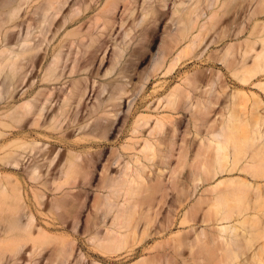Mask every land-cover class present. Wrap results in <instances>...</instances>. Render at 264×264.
<instances>
[{"label":"bare ground","instance_id":"6f19581e","mask_svg":"<svg viewBox=\"0 0 264 264\" xmlns=\"http://www.w3.org/2000/svg\"><path fill=\"white\" fill-rule=\"evenodd\" d=\"M92 1L0 0V87L7 82L16 86V89L24 84H32L38 67L43 70V81L51 82L59 79L63 70L61 62L65 60V57L66 60L71 59L70 55L78 54L82 46L88 48L95 41L88 33L80 34L79 27L69 30L70 26L88 15L86 11L92 8ZM148 1L150 0H145L144 3ZM204 1L172 0L170 22L174 26L167 31L162 47L153 54L152 70L154 72L174 71L186 57L193 53L199 58L200 52L196 50L203 42L206 31L208 33L219 18L220 1ZM121 2L126 5L127 0H104L103 3L102 0H95L94 4L99 3L101 7L92 18L94 23L103 25L109 23ZM252 2L255 7L251 14H264V0H252ZM167 3L168 0H153L143 8L140 22L156 14L157 9L167 6ZM254 30L251 32L253 37L241 44L240 49H237L238 52L234 49L233 42H230L212 58L213 66H217L218 63L223 64L218 70L214 67L210 68L212 75L205 76L202 71L198 72L199 70L186 75L181 82L158 99V104L154 107L155 114L151 113L147 116L139 114L135 117L126 134L127 138L116 150L113 158H108L104 163L100 180L96 185L99 195L96 210L93 217L88 218L89 221L84 228H104L98 229L92 237L98 244L117 252L142 237L150 227L152 217H157L162 208L160 205L164 201L165 194L161 196L159 194L169 188L173 190L171 193L175 191L177 207L174 215L165 221V226L168 227L176 222L177 219L173 217L175 215L178 217L181 211L180 225L188 224L196 216L207 217L208 220L214 217L220 224L217 227V235L212 237L210 243H214L215 246L220 243L216 246V250L227 251L229 255L227 258L230 257L231 262L234 263L235 258L236 261L239 260L231 250V245L237 243L238 237L241 236V233H238L237 224L247 228L245 222L253 223L252 217L254 219L264 214V128L262 127L264 118L262 122V116L259 115L261 99L256 97L252 109L247 111L245 102L249 97L245 91L235 89L229 96L222 89L220 92L226 93L229 99L226 104L221 105L220 116L207 124V134L200 137L199 147L195 152L190 153L185 145L179 148L178 165L171 167L169 185H164L161 180L162 170L156 167V164L159 159L164 162L162 159L166 158L167 150H172V147L167 145L166 138L171 132L176 131L178 118L175 114L180 109L189 108L196 124L205 119L213 103L209 95L224 77L220 68L229 70L232 76L243 83H250L251 78L264 75V21L256 28L254 27ZM84 38H88L87 42L83 41ZM73 45L77 47V50H72ZM47 47H51V59L45 66ZM64 48H66L65 51ZM119 50L123 49L120 47ZM119 55L117 54V58ZM60 68L62 70H59ZM202 84L206 87H203L201 93L194 97L193 94L204 86ZM72 85L73 87L48 121L49 127L56 129L62 122V116L73 96L80 101L84 95L85 89L77 81H73ZM254 85L264 90V81ZM122 92H126L125 89L116 86L111 99H120L121 95L116 96V94H122ZM238 96L245 98V102L236 101ZM47 102L52 103L50 94L40 91L32 99L12 105L7 103L8 108L0 111V262L2 264H7L14 259L25 260L27 252L31 258L44 242L54 241L55 236L44 228H66L65 225L78 228L80 217L77 219L78 217L72 215L70 211L86 197L89 187L94 186L92 178L96 171V162L99 160L96 154L100 152L94 154V152L76 150L80 146H87L86 144H67L66 149L62 151L51 146L42 154L49 159L44 165L36 161L24 162L33 151L37 154L44 148L45 143L38 147V140L25 139V130L29 123L39 124ZM238 106L241 108L238 109ZM46 108L48 109L47 106ZM107 114L109 110L106 106L101 107L97 120L102 122L105 119L103 115ZM254 116L258 118L253 119ZM103 129L101 137L105 138L109 128L105 126ZM84 135L92 134L85 131ZM6 136L14 138L6 139ZM93 144L101 146L104 142L98 140ZM249 150L252 152L250 157L253 160L259 157L260 163H253L250 161L251 158L248 160L246 154ZM185 169L186 172L183 173ZM20 170L26 172L28 179L34 182V185L39 184L43 186L42 189L51 190L55 194L56 208L62 207L60 200L69 197L70 200L66 204L69 208L66 209L67 216L64 215L65 218L62 221H47V225L41 226L36 222L37 218L29 208L24 194V177L20 175ZM241 172L246 177L235 176ZM195 193L199 196L196 195L197 199L191 203ZM44 194H34L37 204L43 205ZM189 200L190 203H186ZM234 213L238 214L236 217L241 218L231 223L230 218L234 217ZM189 232L188 230L184 237L186 241L181 239L179 243L182 246L183 243L188 244L192 254L196 252V248L205 249L207 252L205 257L211 262L214 251L206 241L207 232L197 230L196 235ZM242 234L244 235V230ZM251 236L244 238L248 244L252 243L248 242L253 239ZM261 237L263 242L252 248L250 254V259L254 260L255 264L256 260L264 256V229ZM60 241L57 258L59 257L61 264H64L72 256L74 247L64 238ZM241 241L243 242L239 240ZM29 242L31 244L28 245ZM26 246H29L27 250ZM245 247L247 249L246 245ZM18 254L20 256L16 257ZM233 258L234 261H232ZM44 260H49V257L42 253L34 264L36 262L42 264ZM137 262L136 264H158L152 257H142ZM176 262L178 260H175ZM92 264L105 263L95 260ZM166 264L170 262L167 260Z\"/></svg>","mask_w":264,"mask_h":264},{"label":"rangeland","instance_id":"374dc122","mask_svg":"<svg viewBox=\"0 0 264 264\" xmlns=\"http://www.w3.org/2000/svg\"><path fill=\"white\" fill-rule=\"evenodd\" d=\"M94 1L95 0L92 1V8L86 11L88 15L82 18V20L78 23L70 26L69 30L79 27L80 34L88 33L95 39V41L88 48L82 46L78 54L74 53V55H70L71 59L66 60L65 57V60L61 62L63 70L61 68L59 69L62 70V75L59 79L51 82L43 81V70L38 67L37 70L35 69L36 78L32 84H24L16 89V86L7 82L5 84L6 86L3 85L0 87V111L8 108L6 107L7 103H10V105L21 103L27 99H32L40 91L50 94V98L52 100V103H46L45 110L43 111V116L39 120V124L32 125L29 123L26 127L25 139L38 140V147L43 143L45 144L44 148L39 150L37 154L33 151L32 154L28 155L24 162L27 161V163H29L30 161H36L41 165L47 164L49 159L42 154L51 146L53 148L57 147L56 150L60 149V151H62L66 149L67 144H86L87 146H80L76 150L94 152V154H96V152H100V154H96L97 158L99 157V160L96 162V171L94 172L92 178V184L94 186L89 187L86 197L82 199L78 206L70 211L72 212V215L78 217L77 219L80 217L78 228H71V226L67 225H65L66 228H44L51 235L55 236L54 241L44 242L43 246H41L37 252L33 253L31 258L30 255H27V252L25 260L14 259L7 264H34L42 253L49 257V260H44L45 262L43 261L44 263L42 264H61V260L58 259L59 257L57 258V254L58 248L61 245L60 240L62 238H64L66 242L72 243L74 247L73 254L71 256L72 258L69 257L64 264H92L95 260L105 264H136L142 257H152L155 262H158V264H166L167 260L170 264H218V262H220L219 264H235L239 261L240 262L238 264H242V261L243 264H248V262L249 264H255V261L250 259V254L259 243L263 242L260 238H262L261 234L264 229V214L256 216L254 219L252 217L251 220L253 223L247 224V222H245L247 224V226L245 224V227L247 228H242L243 226L240 227L242 224H237L239 227L238 233H241L242 236V231L244 230V235L242 238L241 236L238 237V242L231 245L233 255H236L239 259L236 261L235 258L234 261L233 258V263L230 261V257L227 258L229 256L227 255V251L219 252L220 250H216V246L220 245V243L216 246L214 243H210L212 237L217 235V227L220 224L214 217V220H208L207 217L196 216L188 224L180 225L179 221L182 218L181 211L178 217L176 215L173 217L177 219L176 222H173L168 227L165 226V221L168 217L174 215L177 207V196L175 195V191L174 193H171L173 190L169 188L168 190H165V192L163 191L159 194V196L165 194L163 197L164 201L160 205L162 208L160 209V213L157 217H152L153 220L150 227L147 228L144 235L139 237L136 241L131 242L128 247L120 251L113 252L92 239L98 229L102 230L104 228L84 227L88 223L89 219L93 217V213L96 210L95 206L99 197L96 185L100 180V173L103 169V165L108 158H113L116 150L127 138L126 134L135 117L139 114L146 116L151 113L155 114L156 110L154 107L158 104V99L167 94L168 91L177 83L181 82L186 75L195 73L197 70H199L198 72L202 71L205 76L212 75L209 70L210 68L214 67L215 70H218L219 67L223 66L221 63H218L217 66H213L212 58L216 56L218 52L223 50L225 45L230 42H233L234 49L236 51L237 49H240L239 47L241 44H244L247 39L253 37L251 32L254 30V27L256 28V26L260 25L264 21V14H251L255 7L252 0H219V18L217 19L215 26L209 29L208 33L206 31L207 35L205 33L203 42H201L200 46L196 50L200 52L199 58L198 56H194L193 53L192 55L186 57L174 71L164 73L162 70H158L156 72L152 70V59L153 54L162 47L167 31L170 27L174 26L170 22V16L173 8L172 0H168L167 6L158 8L156 14L146 18L143 22H140L142 10L145 6L152 3L153 0L145 3V0H127L126 5L121 2L115 9L112 19L106 25H103L102 23H94L92 18L101 7L99 3L94 4ZM103 2L104 0H102V3ZM201 2L205 1L201 0ZM126 32H128V34H126ZM87 39L88 38H84L83 41L87 42ZM120 47L123 49L122 51L119 50ZM46 49L48 55L45 60V66H47L49 60L51 59V47H47ZM74 49L77 50L75 45L72 46V50ZM63 50L65 51L66 48ZM117 54H120L118 58ZM248 60L249 62L251 61L250 58ZM74 64L75 67L73 68ZM220 69L223 71L224 77L222 76L223 78H221L219 84L215 85L212 93L209 95V99L213 101V103L211 104L205 119L203 121H198L196 124L194 115L189 108H182L175 114L176 118H178L176 131L171 132V134L166 138L167 145L172 147V150H167L166 158L162 159L164 162L159 159L156 164V167L162 170L161 180L164 185H169L168 179L171 175V167H176L178 165L179 148L182 145H185V147H188L190 153L197 150L199 147L200 137L207 134V124H210V122L212 123L216 117L220 116L219 111L221 110V105L227 103V99H229V97L228 95L226 96V93L230 96V93L235 89L245 91L249 97L247 102H245V98L242 96H238L236 101L241 100V102H245V104H247V111L252 109L251 107H253L255 98H260L261 103L259 105V115L262 116L263 122L264 90L254 84L259 81H264V75L251 78L250 83H243L232 76L229 70L225 68ZM73 81H77L82 88L85 89L84 95L80 101L79 98L73 96L66 107V112L62 116V122L56 129L49 127L48 121L51 119L54 111L58 109V106L60 105L59 103H62V99L73 87ZM116 86L123 87L126 92L116 94V96L121 95L120 99H111L112 95H114V92L116 91ZM203 87L205 88L206 85L202 86L197 93L195 92L193 94L194 97L201 93L202 89H204ZM222 89L225 90L226 93L222 94V92H220ZM104 106H106L109 110V114L103 115L105 119L101 122L97 120V115L99 113V109ZM237 108L240 109L241 107L238 106ZM256 118L258 117H253V119ZM82 125L85 127L82 128ZM105 126L109 129L106 132V137L102 138L101 132L104 130L103 128ZM262 127L264 128V124H262ZM85 131L90 132L92 135L85 136ZM8 137L14 138L13 136H6L5 138L7 139ZM98 140L104 142V145L98 146L93 144L94 141ZM247 153L246 157H248V160L251 158L250 161L253 163H260L259 157L254 160L250 157L252 153L251 150ZM56 161L57 159L55 162ZM55 162L52 166H54ZM20 172V175L24 177V194L29 203V208L32 209V212H34L37 218L36 222L41 226L47 225V221H62L67 216L66 209L68 207L66 204L70 200L69 197L60 200L62 207L56 208L54 206V203H56V198L54 197L55 194L51 190L42 189L41 187L43 186L39 184L34 185V182H31V180L28 179L26 172L22 170H20ZM185 172L186 169L183 173ZM237 175L246 177L245 174H242V172L241 174H235V176ZM166 192L169 193L166 194ZM35 193H45L42 198V201L44 202L43 205L36 203V199L34 197ZM196 195L199 196L198 193H195L191 203L197 199L195 198ZM186 203H190V200ZM237 215L234 213V217H231L232 219L230 218V220H232L231 223H235L237 219L241 218L240 216L236 217ZM188 230L190 231L189 234L192 235H196L197 230H205L207 232L206 241L209 242V247L212 248V251H214L213 260L211 262L205 257L207 254L205 249L196 248V252L192 254L190 253L188 244L183 243L182 246V244L179 243V241L181 242V239L182 241H186L184 237L186 236V232L188 233ZM247 232H252V236H250L251 238L253 237V239L248 241L252 242L251 244H248L247 241L245 242L244 238L250 237ZM181 233L183 236H180L182 235ZM239 240H243V242H241H245L246 244H242ZM173 241H175V243ZM29 244H31V242H29L28 245ZM245 245L247 246V249ZM249 245L254 246L249 247ZM28 247L29 246H26L25 249L27 250ZM243 247H245V249H243ZM244 250L246 251V254H244ZM242 251H244V253ZM238 252H240L243 256H241ZM18 256H20V254L16 255V257ZM203 257H205L204 260H202ZM262 257V259L256 260V264H259L260 262H263L264 264V256ZM175 260H178V262L175 263ZM0 264L2 263L0 262ZM36 264L40 263L36 262Z\"/></svg>","mask_w":264,"mask_h":264}]
</instances>
